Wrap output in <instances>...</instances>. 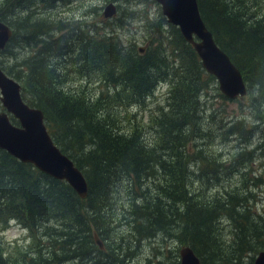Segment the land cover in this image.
<instances>
[{
    "label": "trees",
    "instance_id": "16d2710c",
    "mask_svg": "<svg viewBox=\"0 0 264 264\" xmlns=\"http://www.w3.org/2000/svg\"><path fill=\"white\" fill-rule=\"evenodd\" d=\"M69 2L0 0V22L12 32L0 51V69L20 86L22 101L42 112L54 145L81 171L87 185L81 200L63 181L0 150V223L15 222L28 240L24 249L12 252L0 243V264H126L140 241L157 234L189 247L200 264H239L249 256L251 264L253 256L264 251V221L250 217L251 197L244 183L224 186L222 181L243 176L255 159L254 150H247L254 129L244 119L226 128L218 125L222 140L232 136L235 142L231 158L219 159L206 142L215 135L204 133V122L213 115L201 116L200 110V95L215 84L214 78L201 69L177 29L168 25L171 34L165 35L161 28L167 23L161 14L156 21L144 17L147 38L139 54L134 42L123 43L114 32L99 34L72 18L45 14ZM196 3L214 43L246 85L245 97L233 103L260 118L264 0ZM133 14L123 12V17ZM115 26L121 29L124 23L118 20ZM18 47L26 53L15 60L10 49ZM5 57L14 61L6 66ZM67 82L79 88L69 89ZM160 85L165 86L164 104L149 116L145 139L146 131L126 112L145 108ZM95 87L96 93L88 95ZM258 146L264 153V136ZM254 180L264 185L261 177ZM214 186L221 191L211 192ZM220 220L229 223L225 244L216 227ZM120 226L128 228L129 243H136L133 251L122 237L110 238ZM164 255L144 262L178 264Z\"/></svg>",
    "mask_w": 264,
    "mask_h": 264
},
{
    "label": "rangeland",
    "instance_id": "374dc122",
    "mask_svg": "<svg viewBox=\"0 0 264 264\" xmlns=\"http://www.w3.org/2000/svg\"><path fill=\"white\" fill-rule=\"evenodd\" d=\"M108 1L109 0H70L67 6L60 5L54 11L45 12V14L51 16L52 18H72L73 22L80 24V27H82V24L85 27H92L91 29H95L99 34H113L114 32L115 34L119 35L123 43L134 42L136 47L145 46L147 32L143 27L145 24L144 17H147L149 21H156L160 15L158 5L152 0H111L109 2L116 6L117 11L115 17L113 18L114 20L102 21L100 14L102 8ZM130 11L134 12L131 18L123 17V12L130 13ZM83 13L86 14L84 18H82ZM118 20H121L122 23H124V26L121 29H118L115 26L118 23ZM161 29L165 35L171 34V29L168 27V24L164 25ZM10 50L15 51V60L21 59L26 53V49L22 47L15 49L11 48ZM13 61L14 60L8 59L6 57L3 60L6 66H9ZM67 84L69 89L79 88L78 83L67 82ZM82 87H84L83 81ZM97 90L98 89L95 87L94 89H90L89 92H86L91 96L95 94ZM164 90V85L157 86L152 96L146 100L145 108H131L126 112L127 116L129 114L134 115V125L142 127L143 130L146 131L144 132L145 139H149V131L147 129L149 128V116L152 114L155 108H159L164 104ZM204 91L200 95L201 102L204 103V108L200 107L201 116H203L205 113L206 115L209 113L213 115L212 121L208 123L204 122V133L215 135L212 140H206L207 143H210L211 152L215 156L220 155L219 159L228 160L233 155L232 147L235 144L234 138L232 136L228 137L225 141L222 140L219 134L220 127L226 128L231 122L244 119L246 125L254 129V133L251 137V141L247 150H254L253 156H255V159L250 165L246 167L245 170L242 171L244 174L243 176L231 175L230 179L224 180L222 182L224 186L227 183L229 186L239 184L240 187H242L241 183H244V189L247 190L251 197L248 202L251 213L250 217L252 216L254 219L259 217L264 221V185H258L254 180L255 178L259 177L264 179V153H261V150L258 146L260 137L264 136V109L260 110L261 115L260 118H258L255 116V112L250 108H247V106H244L240 109L237 103H233L234 100H229L228 102L225 100V102L222 101L220 98L223 96L219 93L216 82L214 85L210 84ZM128 124L129 121L127 122V126ZM201 124L202 121H199V126ZM220 124L221 126L218 127ZM262 152H264V146L262 147ZM149 184L150 183L148 182L147 186ZM220 188V186H214L211 192H220ZM117 205L118 203L116 202L114 207L117 208ZM116 217L115 220H118L119 218ZM123 223L124 221H121L119 224L121 225ZM228 225L229 223L225 220H220L216 225V227H219L221 231L224 244L227 243L230 238ZM120 237L123 238L122 241L125 243L130 242L128 239H126L128 238V228L125 226H120L115 230V232H113V235L111 234L110 236V238L113 240L114 238L120 240ZM0 243L5 245L8 252H12L18 247L24 249L26 244H28L27 233L22 227L13 221H9L6 226L0 223ZM134 246H136V243L132 240L128 246L130 247L129 251H133L132 249H134ZM179 248V245L173 239L171 240V238L168 237L161 238L160 235L157 234L154 238H148L140 241L136 246L132 259L128 260V262L130 261L129 264H145L144 261L146 259L155 261L161 256L164 258L165 253L167 259L170 260V262L174 260L178 261L177 253ZM249 257L241 258L239 264H250ZM128 262L126 261L125 263L128 264ZM214 263L215 262H213V264Z\"/></svg>",
    "mask_w": 264,
    "mask_h": 264
},
{
    "label": "water",
    "instance_id": "95a60500",
    "mask_svg": "<svg viewBox=\"0 0 264 264\" xmlns=\"http://www.w3.org/2000/svg\"><path fill=\"white\" fill-rule=\"evenodd\" d=\"M167 24L175 27L181 39L189 45L199 60L201 69L214 78L219 93L226 99H243L246 86L240 72L227 55L214 43L211 33L202 22L196 0H153ZM115 16V6L108 3L102 9L104 20ZM11 30L0 22V51L11 37ZM144 52L142 47L137 49ZM0 150L21 163L30 164L46 176L65 182L81 200L87 196V185L78 170L54 145L48 135L43 114L29 107L20 97V86L0 69ZM17 122L11 124L9 116ZM94 243H102L94 236ZM178 264H200L189 247L178 250ZM252 264H264V251H259Z\"/></svg>",
    "mask_w": 264,
    "mask_h": 264
},
{
    "label": "bare ground",
    "instance_id": "6f19581e",
    "mask_svg": "<svg viewBox=\"0 0 264 264\" xmlns=\"http://www.w3.org/2000/svg\"><path fill=\"white\" fill-rule=\"evenodd\" d=\"M102 249H103V245H102ZM102 249H100V250H102Z\"/></svg>",
    "mask_w": 264,
    "mask_h": 264
}]
</instances>
